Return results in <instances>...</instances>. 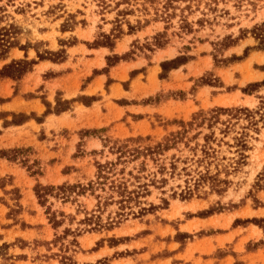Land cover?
Returning <instances> with one entry per match:
<instances>
[{
	"label": "rangeland",
	"instance_id": "1",
	"mask_svg": "<svg viewBox=\"0 0 264 264\" xmlns=\"http://www.w3.org/2000/svg\"><path fill=\"white\" fill-rule=\"evenodd\" d=\"M262 22L264 0H0V27L13 24L16 43L0 68L26 55L37 61L20 80L0 78V264H63V256L78 264H264V223L245 222L264 218V85L252 94L241 89L264 80V52L228 60L256 44L242 31ZM228 38L235 42L226 46ZM37 50H64L65 58L40 60ZM127 53L108 64L107 56ZM179 55L188 61L161 78V62ZM209 78L218 86L203 84ZM58 98L75 101L57 113ZM217 106L257 111V125L243 116L226 136L223 125L215 128L224 140L213 143L222 170L238 158L235 137L248 133L247 164L222 171L230 182L222 192L207 181L184 197L188 186L195 188L198 166L189 162L190 174L182 170L194 152L180 144L156 162L147 159L144 171L143 158L119 165L125 173L116 177L129 189L139 185L135 175L150 185L141 206L97 208L89 192L40 203L38 184H87L98 162L116 160L115 146L138 137L130 146H154L180 130L181 121ZM200 130L202 144L207 128L189 136ZM3 150L9 152L2 156ZM53 211L66 215L58 228L49 220ZM87 212L99 214L103 225L80 223ZM67 228L73 232L65 234Z\"/></svg>",
	"mask_w": 264,
	"mask_h": 264
},
{
	"label": "trees",
	"instance_id": "2",
	"mask_svg": "<svg viewBox=\"0 0 264 264\" xmlns=\"http://www.w3.org/2000/svg\"><path fill=\"white\" fill-rule=\"evenodd\" d=\"M13 24H9L8 26L0 27V61H6L9 59L11 49L16 46L15 41H13ZM250 33L252 37L255 39L256 44L254 46H248L244 50V54L242 56L232 55L228 60H242L249 55V52L252 50L263 51L264 52V22L255 24L250 30L244 29L242 31ZM230 41L226 46H229L230 43L235 42L232 38H228ZM111 47L113 46V42H107ZM97 44H101L97 42ZM162 45V44H161ZM37 54L40 60H52L53 62H61L64 60L65 51L60 50L57 52L53 51H45L41 53L37 50ZM129 53L124 56L113 55L107 56L108 64L114 65L119 62L120 59L128 57ZM189 56L179 55L173 59L164 60L161 62L162 72L160 74L161 78H166L168 73L173 70L179 68L182 64H185L188 61ZM37 63L35 59H28L26 55L25 58H12L10 61L3 64L0 68V78H11L13 80H20L25 74L33 70L34 65ZM262 70H264V65L260 66ZM203 84H209L212 86H218V80L209 78L208 80L203 79ZM221 84V83H220ZM264 85V80L255 81L248 83L245 87L241 88L242 91L246 94H252L258 88ZM85 99L89 98L91 100H95L96 96H84ZM75 100H62L61 98L57 99L56 103V112L61 113L68 109H70L71 103ZM50 105V104H47ZM264 108V106H263ZM257 111L251 110L248 107H224L217 106L209 111H200L196 113L192 120L185 122L181 121V129L175 132H171L168 136L164 138V141L156 143L154 146H130V141L140 142L142 137L132 138L131 140H127L126 143L119 144L114 147V153L117 154L116 160H107L106 162H98L97 164V173L96 179L90 180L87 184L83 183H63L60 185H42L38 184L35 188V192L37 197L39 198L40 203L45 206L49 200V196H53L55 198L62 199L63 202L74 201L77 196L86 195L88 192L95 196L97 199L98 206L106 207L113 203H118L120 205V209L125 210L126 208H130V203L134 202L137 205L141 206L142 197H146L150 194L149 184L141 183V177L135 175L137 181H139V185L133 189H129L126 181H121L116 177L118 174L125 173V168H120L119 165L124 164L126 162H135L143 158L141 162V170H145L146 160L152 159L153 161H157L158 157L162 155L165 151L170 149L178 148L180 144H184L186 147L190 148L191 151L194 152L192 157H186L183 161L185 166L182 168L183 171L189 172V162L196 163L197 175L198 177L195 179V188H191L188 186L187 190L184 191V197H190L194 193L195 190H198L202 183L210 181L212 183L213 189H216L218 192H222L224 190V186H227L230 182L227 179L221 178L220 174L222 171L225 172L226 175H229L231 171H237L243 166H245L247 154L246 151L249 149V144L247 141L248 133L242 132L241 136L235 137V146L236 152L238 154V158H232V162L229 167L227 165L223 167V170L220 168L221 159L218 156L217 149L213 146V143L217 142L218 144L224 142L223 138H218L216 136L215 128L218 125H223L224 128H219L220 132L223 136H226L231 128L234 126L232 123L233 119L239 120L240 117L245 116L249 119L251 126L257 125V122L254 118V114ZM15 117L22 115L24 117H28L25 114H13ZM228 116L227 119L223 120L222 116ZM18 119H14L13 123H19ZM200 128H207L209 130L208 133L203 134L204 142L200 144L197 139L203 133L202 130L195 132L192 136H189L190 133L194 130H198ZM195 142V145L192 146L191 142ZM200 149V154H198V150ZM9 150H3L2 156H5ZM13 159V156H12ZM224 159V157L222 158ZM216 165V172H213L211 166ZM176 162L171 164L173 174L177 170ZM200 167H204L205 170H200ZM164 169L162 170V172ZM130 175L133 173L130 171ZM158 181L155 179L151 180L153 185H156ZM160 182H166V178H162ZM105 194V196H104ZM129 204V205H128ZM155 206L151 204L150 207H140L138 214H145L146 212L154 209ZM214 208H210L203 212V214H212ZM50 213V211H47ZM133 214L135 212L133 211ZM60 217L57 215V212H51V216H49L50 223L54 228H58L62 226L65 222L66 215L64 212H60ZM120 215H123L120 213ZM245 222H254L257 224H263L264 218H253L247 219ZM80 223L87 225L102 226L103 222L101 216L92 212H87L85 218H83ZM110 226L112 222H109ZM26 225V224H24ZM93 229V228H92ZM71 229H65V234H69ZM179 236L183 235L181 232L178 234ZM185 237H191V234H184ZM114 242L116 239H112ZM73 242L77 243V240H73ZM9 244H3L2 247H6ZM1 248V246H0ZM64 260H62L63 264H78L72 258L68 256H63ZM69 260V261H68ZM69 262V263H68ZM108 264L105 261L99 260L96 264ZM91 264V263H87Z\"/></svg>",
	"mask_w": 264,
	"mask_h": 264
}]
</instances>
